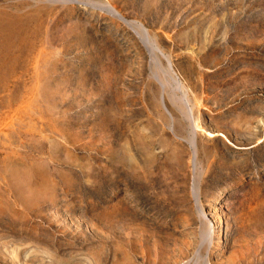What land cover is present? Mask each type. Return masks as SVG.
<instances>
[{"label":"rangeland","instance_id":"1","mask_svg":"<svg viewBox=\"0 0 264 264\" xmlns=\"http://www.w3.org/2000/svg\"><path fill=\"white\" fill-rule=\"evenodd\" d=\"M0 264H264V0H0Z\"/></svg>","mask_w":264,"mask_h":264},{"label":"bare ground","instance_id":"2","mask_svg":"<svg viewBox=\"0 0 264 264\" xmlns=\"http://www.w3.org/2000/svg\"><path fill=\"white\" fill-rule=\"evenodd\" d=\"M107 9L110 10L109 8H107ZM110 12L112 13V10ZM189 144L191 145L193 151L195 152V142H194V138H190L189 139ZM195 195H196V193H195Z\"/></svg>","mask_w":264,"mask_h":264}]
</instances>
